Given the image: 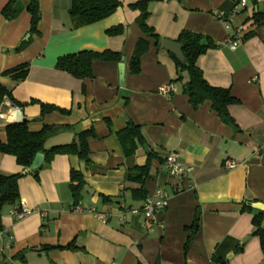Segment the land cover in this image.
I'll return each mask as SVG.
<instances>
[{
	"label": "crops",
	"instance_id": "crops-1",
	"mask_svg": "<svg viewBox=\"0 0 264 264\" xmlns=\"http://www.w3.org/2000/svg\"><path fill=\"white\" fill-rule=\"evenodd\" d=\"M9 1L0 0V85L24 107L4 99L0 142L6 141L7 125L22 121L31 132L62 128L47 141L48 149L68 145L84 132L92 131L93 137L89 164L59 155L43 163L37 177L27 174L18 181L19 201L4 207L0 218V264H264L253 214L242 210L245 203H264V21L251 20L255 12L264 13V0H246L238 15L233 0H152L148 6L147 24L162 40L176 41L189 31L215 45L198 58L197 67L212 87L228 89L239 101L228 109L235 127L209 102L192 107L182 91L187 75L178 81L173 59L153 42L141 58L140 72L131 74V57L144 35L136 23L138 12L128 5L140 0H118L122 6L113 15L85 26L71 19V0H39L36 33L30 32L28 0L14 4L20 9L14 19L2 14ZM215 12L229 15L231 30L213 17ZM118 26L121 34H107ZM239 26L245 33L232 51L226 40ZM83 51L121 54L123 83L122 60L94 62L92 78L86 80L55 68L58 58ZM25 64L23 80L5 74ZM167 85L174 89L170 97L159 91ZM40 104L67 113L41 116ZM129 123L144 139L133 156L124 154L117 138ZM149 152L146 199L158 191L169 196L156 223L130 212L140 210L146 199L137 193L140 184L126 181L129 171L147 164ZM168 154L191 167L190 175H169ZM229 160L237 164L231 170L225 168ZM71 170L85 183L78 205L106 215L105 221L75 211ZM23 171L15 157L0 153L1 174ZM16 206L32 212L17 220ZM71 243L75 249H66Z\"/></svg>",
	"mask_w": 264,
	"mask_h": 264
},
{
	"label": "trees",
	"instance_id": "trees-1",
	"mask_svg": "<svg viewBox=\"0 0 264 264\" xmlns=\"http://www.w3.org/2000/svg\"><path fill=\"white\" fill-rule=\"evenodd\" d=\"M18 0H10L3 8L2 14L7 19H14L18 16L20 9L16 8ZM152 0H140L128 5L132 11L138 12L136 23L144 35L143 38L136 42L131 61V74H138L140 72V61L142 56L148 51L151 43L160 46L162 39L155 33V31L148 26L147 20L150 16L148 9L149 3ZM122 6L118 0H71V7L69 14L71 19L77 26H85L100 22L111 15ZM31 16V33L37 32V25L40 21V7L39 0H28L26 8ZM253 24H260L264 21V13L255 12L251 18ZM122 33V27L118 26L107 31L110 36L119 35ZM202 41H206L207 46H201ZM182 45V54L186 60L187 65L183 66L174 55L168 53L173 59L176 68L178 81L182 79L183 74L187 75V81L183 85V94L188 97L189 103L194 109H197L204 102H209L218 116L228 125L235 127L232 118L229 115L228 109L232 105L239 103L237 99L231 96L228 89L212 87L204 78L202 71L197 67L198 58L203 55L209 48H214L207 37L183 31L180 33L178 39L175 41ZM26 44L21 45L16 51L22 50ZM122 59L121 54L111 51H104L102 53H95L90 51H83L75 54H70L58 58L55 68L58 71L65 72L78 80H86L92 78V66L94 62L120 63ZM28 65H22L17 68L6 71L5 74L11 76L15 80H23L27 76ZM8 99L15 106L23 108L15 102L11 93L0 85V107L4 101ZM41 116L58 112L66 114L67 112L57 107L40 104ZM62 130L57 126H44L39 132H31L28 129L27 122L12 123L4 128L6 135L5 143L0 142V153L15 157L16 163L23 169H28L36 155L42 154L44 156V164H49L59 155L75 156L86 164L91 162V153L89 150L88 140L93 137V132L88 131L75 136L74 140L63 146H55L50 149L46 148L47 141ZM117 138L126 156H133L139 145L144 143L140 128L129 123L125 129L117 133ZM147 164L144 167L135 168L127 173L126 181L140 184V189L137 193L140 194L143 200L146 199L145 191L143 189L144 180L148 177L149 162L153 155L147 153ZM42 169V165L31 174L37 177L38 172ZM24 175L13 174L3 175L0 173V218L2 211L6 206H13L19 201L18 181ZM85 183L81 173L71 170L69 179V188L73 199L74 207L78 205L81 200V193L84 189ZM255 203V202H254ZM254 203H245L242 210H246L253 214L252 224L254 227L253 235L258 237L262 254H264V213L252 209ZM191 237L188 238L184 250H188ZM66 249H75L73 243L66 247Z\"/></svg>",
	"mask_w": 264,
	"mask_h": 264
},
{
	"label": "built area",
	"instance_id": "built-area-1",
	"mask_svg": "<svg viewBox=\"0 0 264 264\" xmlns=\"http://www.w3.org/2000/svg\"><path fill=\"white\" fill-rule=\"evenodd\" d=\"M234 2H236L235 8H234V12L233 14L238 15L241 13L240 9H245L247 6V1L246 0H233ZM240 8V9H239ZM213 17L219 21L220 23H222L225 27V29L231 30L232 28V20L229 17V15H227L224 12H215L213 13ZM245 33V29L242 26H239L238 28H235L233 33L230 34L227 37L226 40V45L228 46V48L232 51L236 50L239 45H240V41L243 37V34ZM159 91L162 94H165L167 96H171V94L173 93L174 89L172 88L171 85H167V86H163L159 89ZM3 104V103H2ZM5 104H8L7 102ZM19 108L15 109L16 113H19ZM5 115L1 110L0 107V119H4ZM164 166L166 168V170L168 171L169 175L173 176V177H178V178H183L186 176H189L192 168L181 163L178 158L174 155V154H168L165 158V162H164ZM237 166V164L233 161H226L225 163V168L226 169H233ZM168 200H169V196L168 194L162 192V191H158L156 193L155 198L150 199L147 198L142 206V208L140 210H130V212L132 214H136V213H142L145 217V219L147 221H149L150 223H156V215L164 210L167 205H168ZM75 211L76 212H80V213H87V214H91L93 216H95L98 220L101 221H105L106 220V215L103 214H98L94 208H89L87 210H83L79 205H77L75 207ZM31 210L25 208V207H21V206H16L14 207L13 211H12V215L15 217V219L17 220H21L23 218H25L26 216L31 214Z\"/></svg>",
	"mask_w": 264,
	"mask_h": 264
},
{
	"label": "water",
	"instance_id": "water-1",
	"mask_svg": "<svg viewBox=\"0 0 264 264\" xmlns=\"http://www.w3.org/2000/svg\"><path fill=\"white\" fill-rule=\"evenodd\" d=\"M201 46L205 47L207 46L206 41H202ZM160 48L176 57V59L183 65L186 66V60L182 54V45L177 44L175 41L163 39L160 42ZM122 63L119 64V72H120V84L123 83L124 78V58L121 59ZM44 161V156L42 154L36 155L35 159L33 160L31 166L23 171V175L31 174L32 172L36 171ZM252 209L255 211H259L264 213V203H254L252 205ZM197 216H199V211L197 213ZM262 226H264V222H262ZM197 229V224L195 225V230ZM245 242L242 243L241 247L243 246Z\"/></svg>",
	"mask_w": 264,
	"mask_h": 264
}]
</instances>
